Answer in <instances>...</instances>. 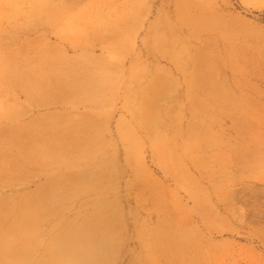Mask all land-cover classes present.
<instances>
[{
  "label": "rangeland",
  "instance_id": "rangeland-1",
  "mask_svg": "<svg viewBox=\"0 0 264 264\" xmlns=\"http://www.w3.org/2000/svg\"><path fill=\"white\" fill-rule=\"evenodd\" d=\"M0 264H264V0H0Z\"/></svg>",
  "mask_w": 264,
  "mask_h": 264
},
{
  "label": "bare ground",
  "instance_id": "bare-ground-1",
  "mask_svg": "<svg viewBox=\"0 0 264 264\" xmlns=\"http://www.w3.org/2000/svg\"><path fill=\"white\" fill-rule=\"evenodd\" d=\"M65 245V244H64Z\"/></svg>",
  "mask_w": 264,
  "mask_h": 264
}]
</instances>
